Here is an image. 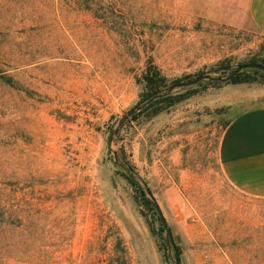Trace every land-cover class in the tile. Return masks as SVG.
I'll use <instances>...</instances> for the list:
<instances>
[{"label": "rangeland", "instance_id": "374dc122", "mask_svg": "<svg viewBox=\"0 0 264 264\" xmlns=\"http://www.w3.org/2000/svg\"><path fill=\"white\" fill-rule=\"evenodd\" d=\"M0 47V264H169L127 165L182 264H264V197L233 186L218 155L243 108L223 104L219 78L264 62L248 0H0ZM152 65L209 78L134 116Z\"/></svg>", "mask_w": 264, "mask_h": 264}, {"label": "crops", "instance_id": "0c3cea01", "mask_svg": "<svg viewBox=\"0 0 264 264\" xmlns=\"http://www.w3.org/2000/svg\"><path fill=\"white\" fill-rule=\"evenodd\" d=\"M253 24L264 33V0H248ZM223 104L233 111L222 131L218 155L221 171L239 191L264 197V84L231 83Z\"/></svg>", "mask_w": 264, "mask_h": 264}, {"label": "trees", "instance_id": "16d2710c", "mask_svg": "<svg viewBox=\"0 0 264 264\" xmlns=\"http://www.w3.org/2000/svg\"><path fill=\"white\" fill-rule=\"evenodd\" d=\"M2 50L4 49L0 47V65L5 64L2 62L3 60ZM251 62H258L264 64V62L262 61H251ZM250 70L252 71L251 75L245 74L243 69L238 73H236L231 79H229L228 83H252L257 81L258 78H259L258 80H260L259 82L264 83V71L255 68ZM0 78L1 79L8 78L11 80L10 76L6 75L4 71L1 70V67H0ZM142 81L144 82V86L140 94V100L135 106V108L139 111L134 116L140 114V112H142L147 107L152 108V106L155 103L166 102V106H170L182 99L187 98L189 95L188 93L185 92L172 93V91L176 87H178L179 82H181L180 79L176 78L171 81H167V79L161 75L160 71L154 65L149 66L147 68V70L142 76ZM161 110H162L161 108L157 107L149 111L148 114L155 115ZM131 112H135V110H132ZM126 169L131 175V176L129 175L127 176L129 183L135 188L136 192L138 193L139 196L138 198L141 206L152 208L154 213H157L159 217V222L161 225L160 230L166 233L164 237V247L166 251L167 250L170 251L169 254L168 252H166V257L167 259H169L170 262L169 264H182L181 249L179 245L175 243L172 231L169 227H167L164 218L161 215L158 204L155 202L152 195L148 191H146L143 187H141V185L138 183V180L134 178V175H132L134 173L132 167H130V165H127ZM0 193L3 195L4 198V194L2 192ZM172 249L174 250V252H172Z\"/></svg>", "mask_w": 264, "mask_h": 264}, {"label": "water", "instance_id": "95a60500", "mask_svg": "<svg viewBox=\"0 0 264 264\" xmlns=\"http://www.w3.org/2000/svg\"><path fill=\"white\" fill-rule=\"evenodd\" d=\"M246 68H255V69H259L261 71H264V64H261V63H258V62H250V63L240 64L228 76H226L225 78H219V80H221V81H228L236 73H238L239 71H241L243 69H246ZM202 78H209V76L208 75L198 76V77H195L192 80L180 82L178 84V86L179 87H185V86H188V85H191V84L196 83L197 81L201 80Z\"/></svg>", "mask_w": 264, "mask_h": 264}]
</instances>
